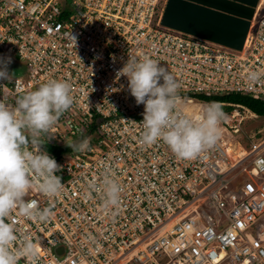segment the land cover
I'll return each mask as SVG.
<instances>
[{
	"label": "built area",
	"instance_id": "1",
	"mask_svg": "<svg viewBox=\"0 0 264 264\" xmlns=\"http://www.w3.org/2000/svg\"><path fill=\"white\" fill-rule=\"evenodd\" d=\"M168 0H0V57L8 71L0 102L51 79L71 86L73 104L44 146L62 171L53 198L33 186L25 200L50 208L45 222L14 210L13 253L25 237L35 255L17 264H264V132L262 118L239 104L224 112L220 137L192 159L177 158L162 141L139 142L144 105L116 71L128 56L156 60L178 81L180 114L199 119L206 99L231 95L264 101V0H259L242 50L162 25ZM249 72H260L249 80ZM11 74V73H10ZM89 138L85 152L65 141ZM105 169L121 186L106 207L89 182Z\"/></svg>",
	"mask_w": 264,
	"mask_h": 264
},
{
	"label": "clouds",
	"instance_id": "2",
	"mask_svg": "<svg viewBox=\"0 0 264 264\" xmlns=\"http://www.w3.org/2000/svg\"><path fill=\"white\" fill-rule=\"evenodd\" d=\"M11 57H0V80L10 81L8 71ZM260 72H249V80H258ZM128 80V91L137 105H144L143 131L139 142L151 145L162 141L179 159H192L220 137V123L225 119L222 106L211 102L199 119L180 114L178 95L180 85L175 77L156 60L149 57L128 56L122 68L116 71L115 79ZM73 104L71 86L68 82L51 79L30 92L18 91L15 106L0 102V264H17L19 255H35V246L27 237L23 248L13 253L10 245L16 241V228L8 218L14 210L39 222L47 221L52 210L40 208L36 200H25L35 186L39 192L53 198L64 188L62 171L56 159L44 146L52 139L48 134L60 117ZM67 147L73 152L89 150L87 137L79 141L68 139ZM91 190L98 192L106 207L120 203L121 186L110 170L105 169L102 183L89 182Z\"/></svg>",
	"mask_w": 264,
	"mask_h": 264
},
{
	"label": "water",
	"instance_id": "3",
	"mask_svg": "<svg viewBox=\"0 0 264 264\" xmlns=\"http://www.w3.org/2000/svg\"><path fill=\"white\" fill-rule=\"evenodd\" d=\"M259 0H168L162 25L211 41L234 50H242ZM24 75L21 66L10 69Z\"/></svg>",
	"mask_w": 264,
	"mask_h": 264
},
{
	"label": "trees",
	"instance_id": "4",
	"mask_svg": "<svg viewBox=\"0 0 264 264\" xmlns=\"http://www.w3.org/2000/svg\"><path fill=\"white\" fill-rule=\"evenodd\" d=\"M223 98L224 100H215L214 102L218 103H227V104H239L247 109H249L251 112L257 114L259 117L264 118V101L260 100H254L247 96H241V95H231L227 97H215L214 99ZM225 108L222 110L223 112H228L233 109V106H222Z\"/></svg>",
	"mask_w": 264,
	"mask_h": 264
},
{
	"label": "rangeland",
	"instance_id": "5",
	"mask_svg": "<svg viewBox=\"0 0 264 264\" xmlns=\"http://www.w3.org/2000/svg\"><path fill=\"white\" fill-rule=\"evenodd\" d=\"M214 98H210V99H206V100L210 103L214 102L215 100H220V101L224 100L223 98H218V99H214ZM224 109L225 108L222 107V110H224ZM255 128L263 130V132H264V118H260L257 121L247 123V127H246L247 131H249V132L253 131V130H255Z\"/></svg>",
	"mask_w": 264,
	"mask_h": 264
}]
</instances>
